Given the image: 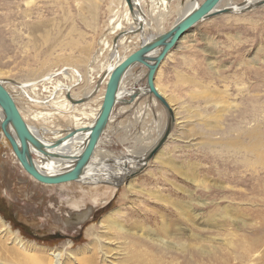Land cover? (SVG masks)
Wrapping results in <instances>:
<instances>
[{"label":"rangeland","instance_id":"1","mask_svg":"<svg viewBox=\"0 0 264 264\" xmlns=\"http://www.w3.org/2000/svg\"><path fill=\"white\" fill-rule=\"evenodd\" d=\"M149 1L145 0L148 11L153 9ZM171 3L179 4L165 16L161 24L165 30L182 12V0ZM123 11V0H0V79L24 112L57 113L38 115L36 121L29 120L31 125L49 131L73 127L72 109L60 114L51 105L61 93L52 86L60 82L80 94L97 83L99 77L92 80V76L102 74L111 62L109 51L99 54L101 43L119 34L109 33V21ZM45 36H53V41L45 42ZM69 40L72 48H62L60 42ZM135 40L128 41L131 47L126 56L138 48ZM73 46L87 60L80 68L72 67L91 68L90 84L74 85L72 71L62 69L66 65H37L48 52L77 54ZM51 72L53 85H46L48 91L33 93L22 87V96L21 88H13L18 86L13 82L24 83ZM241 80L264 88V6L200 22L160 64L155 86L175 118L166 142L143 161V167L138 165V156L152 147L167 121L163 108L151 98L152 108L141 109L135 119L128 116L127 124L119 125L109 137L110 143L103 142L96 150L98 161L93 162L106 164L111 174L137 165L123 174L122 183L113 184L112 177L108 181L98 174L95 183L43 185L23 171L7 139L0 138V218L25 241L46 249L69 244L79 250L90 242L86 232L92 228L108 239L104 243L112 255L105 263L97 255L96 264H264V171L258 166L240 168L239 151L230 146L233 137L207 131L228 125L225 109L228 102L234 103ZM144 83L142 77L143 87H139L144 88ZM98 97L99 92L93 98L98 102L84 103L85 108L92 104L89 108L96 109ZM23 101L38 102V106ZM107 154L112 159L104 160ZM164 158L172 161L174 169L163 163ZM82 214L86 217L79 226ZM106 217L117 222L109 231L102 226Z\"/></svg>","mask_w":264,"mask_h":264},{"label":"bare ground","instance_id":"2","mask_svg":"<svg viewBox=\"0 0 264 264\" xmlns=\"http://www.w3.org/2000/svg\"><path fill=\"white\" fill-rule=\"evenodd\" d=\"M171 1L172 0H150L149 2H150L151 7H153V9L151 8L152 10L148 11V9L146 10V8H145L146 7L145 0H132L133 10L131 13L129 11L125 1L123 0L124 11L122 12V15L119 16L118 19L116 18L117 15H114L109 21V24H110L109 33L113 34V35L114 34L117 35L119 33L118 34L119 37H118V35L116 36V37H118V39L110 41V42L104 41L101 43L102 47L100 48L99 54L102 55L106 50L109 51L111 62L108 61L106 63V65L103 69L104 71L102 72V74L97 73L95 75V77L92 76V78H91L92 80L94 78L97 79L99 77V80L97 79L98 80L97 83L93 82V85L91 87H89L86 90L84 89L83 91H80L81 92L80 94L75 93L72 89V86H65L64 84H61L60 82H58V84L54 83V86H52V89L57 90L58 93H60V92L61 93L57 97V100L58 99L59 100L53 101L51 103V105H55L53 108L56 109V111L59 110L60 114H61L62 110L64 111L66 108L72 109V111L74 112V113L72 112V114L70 116L72 121L74 122L72 128H68V129H65L63 131L59 130V129L49 131L47 129H41V128H37V126L31 125L29 120L33 119V121H36L38 119L37 118L38 115H40V118L44 117V116L51 117L52 115H57V113L56 112H53V113L50 112V113H46V114H44V113L41 114L40 112L39 113L35 112V114L33 116V114L29 112L30 109H28V107H27L28 111L24 112L25 110L24 109L21 110V108L17 105V98L15 97V95H13V92L10 91L9 88L6 87L7 85H4L5 82L0 79V82L2 83V85L6 88L8 93L13 98L15 105L17 106L18 112L21 115L25 124L27 125L29 131L39 140L40 143H42V145L44 147H46L44 149L45 153H42L41 151H39L38 149H36L35 147H33L31 144L28 143V149H29V153L31 156L32 163H33L34 167L40 173H42L44 175L55 176V175H58V173H64V172L71 170L73 168L75 161H76V157H78L80 155V153L84 150V148L87 144V141H88V137H89V131L82 130V129H85V128L88 129L89 127L92 126V124L94 123V120L98 114L100 105H101V103H100L97 113H95V112L93 113V112L86 111L87 109L85 108L84 103L93 102V98L96 96L97 92H99L98 100L100 99L102 102L105 86H106V83L109 79L110 73L125 57H127L125 55V53H127V51L129 50L128 48L131 47L128 44V41L131 40V43H132V38L129 39L128 37H131L130 35H134L136 33H139V34L144 33L145 30L146 31L149 30V32L145 36V38L144 37L142 38L144 40V42H146V41L160 35L161 33L168 31L176 22H178L181 18H183L187 14L188 11H190L192 8H194L198 4L202 3L203 0H182L183 3H181V5H180V8L182 7V9H181L182 12L180 14L178 13L179 15H177L176 20L173 22V24L167 30H165L164 28H162V25H161L165 16L168 15L170 12H172L171 8L173 6H175V8H178L177 4H179V3H176V5H175V4L171 3ZM258 1H261V0H246L242 4H236V3L233 4L234 3L233 0H223L220 4H218L215 7V9L213 11H215L216 9L228 8V9H230V11L228 13L236 14V13L242 12L243 10H246V9L250 10L251 8H255V7L257 8L258 6L256 3ZM262 6H264V5H262ZM262 6H260V7H262ZM157 7L159 9L158 10L159 12L155 11V8H157ZM225 14H227V13H225ZM208 19H210V18H208ZM205 20H207V19H204L203 21H205ZM157 21H159V22H157ZM122 23H126L125 24V25H127L126 28L124 26H122ZM129 28H132V29H129ZM47 36H45L46 37L45 42H52L53 36L50 39ZM41 37L43 38L44 36H41ZM60 43H63L62 45L64 47L62 45H60V46H62V48L66 47V49L68 48V50H70V47H71L70 40L69 41H61ZM60 43H58V44H60ZM51 47H52V45H51ZM73 49H77V47L73 46ZM78 49H77V54H79L81 52V53H83L82 55H77V54L72 55V53L65 54V52L59 53L60 51L58 52L57 55H54L55 53L53 54V53L48 52L44 55V58L41 59L42 61L40 60V62L37 65H39L41 67L46 66L47 68L51 64L66 65L67 67L64 66V68H62V69L72 71L71 73H72V79H74V83H75L74 85H80L81 86L83 83H89L90 84L89 77H90L91 68L86 69V70L84 69V71L79 69L80 67H82L85 64V62H86L85 59L87 58V56L84 57V52H82V50L80 52H78L79 51ZM172 51H170V52H172ZM158 52L159 51H157L156 54ZM169 53H167L164 60L167 58ZM156 54H155V52L153 53V55H156ZM51 58H52V60H51ZM25 64L27 65L26 62H25ZM35 65H36V63H35ZM73 65L79 66V68L78 67L73 68L72 67ZM145 71L146 70L144 69L143 73ZM63 73H65V72H63ZM69 73H70V71H69ZM32 74L34 75L35 72H32ZM53 76H54V72H51V74H47L46 76H43V75H41L39 77H33L32 76L33 78L28 79L24 83L13 82L12 85H14V84L18 85L17 87H15V86L13 87L15 89L21 88L19 90L21 92V95L24 92V91H22V90H24V89H22V87H27L29 89V90L28 89L27 90L30 92H33V93H35L34 91H37L38 89L41 91H46L48 89V87L46 85L50 84V87H51V85H53V83L50 80V79H52L51 77H53ZM143 89H145V83H144ZM120 90L122 91V88H119L118 95H121ZM65 91H66V94H65ZM158 92H159V90H158ZM143 93H144V91H143ZM22 96H24V95H22ZM27 97H28V95H27ZM235 97H236V99H234V103L228 102L229 103V105L227 103L228 108L225 109V112L229 114L228 115L229 116L228 117V120H229L228 125L224 129H221V130H218V128H216L215 130H212V131L207 130V131L211 132L210 134H222L223 136H232L233 137V139L231 140L230 146L233 149H235V148L238 149V151H239V155H240L239 163L241 164L240 168L246 169V170H252L253 166H258L259 168H261L264 171V88H262V86L258 85L257 82L253 83V82L248 81V83L246 84L243 80H241V82H239L237 84V90L235 92ZM30 100H32V99H30ZM152 100L154 101V103L156 102L157 104H159L153 98H152ZM23 103H24V105L28 104V101H23ZM29 104H32L34 106H38V102H32L31 101ZM170 108H171V106H170ZM171 110H172L173 121H175L173 109L171 108ZM163 111L165 112V119H168L167 111L164 108H163ZM42 115H44V116H42ZM3 117H4V115H3L2 109L0 108V123L3 120ZM30 117H32V118H30ZM109 120H110V118H109ZM166 122H165V125H163V127H162L163 128L162 133L160 134L161 131H158V133H159V135L157 134L159 136L158 139L155 142L153 141L154 144L152 145V147H150V149L147 152H149L153 148L155 143L162 136V134L166 128V125H167ZM7 131L10 132L12 135L14 134L11 126L7 127ZM58 131H60V132H58ZM208 132L206 134H208ZM71 133H73V134H71ZM69 135H71V136L69 137ZM2 137H4V135L1 131L0 138H2ZM100 138H99V141H100ZM61 139L63 142L58 147H54L53 144L55 142H57L58 140H61ZM15 140H16L17 144H19L17 139H15ZM99 141L93 150V153L91 155L87 169L81 175L79 180L74 181V182H81L84 184L85 183H95L102 176H104L103 179H106L108 181L112 177L114 179L113 184H115V182L122 183L121 181H122V178L124 177V175L129 170H131V169L134 170L137 168V165L135 164V167L133 165V167H130L126 172L124 171L125 174L123 172H120L117 174H115L116 172H114L113 174H111L112 172H109V170H110L109 166H107L106 164H103V163H101L99 165L97 162L98 160L96 158H94L96 155L98 156V154H99V153H96V151H95V150H97L96 148L98 147V144L100 143ZM148 144H150V143H148ZM145 148H146V146H145ZM11 151L13 153L12 148H11ZM146 153L144 155L138 156L140 158L138 160V165L141 167H143L146 164V163H144L145 162L144 160H146V157H147ZM13 155H14V153H13ZM110 156L111 155H109V154H107V156L104 155V157L106 158L104 160L112 159ZM14 157H15V155H14ZM94 159H96L97 161L95 160L93 162ZM16 160H17V158H16ZM91 160L93 163V165H92L93 167H90ZM116 160H119V159H116ZM17 162L19 163L18 160H17ZM116 162L121 164V161H116ZM124 162H127V161H124ZM163 163L165 165H168L172 169H174V165H173L171 160H165V158H164ZM19 165L21 166L20 163H19ZM141 167L138 169L140 170ZM21 168L23 169L22 166H21ZM112 170H113V168H112ZM23 171L25 172L24 169H23ZM134 172H136V171H134ZM133 173L130 176H133ZM98 174L101 175L100 178H98L99 177ZM28 176H30V175H28ZM34 181H36V180H34ZM82 215H84V216L78 218V220H77V223H78L77 225H79V226L84 223V220L86 217L85 214H82ZM64 223L68 224L69 227L71 226L70 224H72V223L69 224V220H66ZM115 224H117V222L113 221L109 217H106L102 223V226L104 227V229L106 231H109L113 226H115ZM72 230H74V229H72ZM86 234H87V236L91 237L90 242L86 246L81 247L79 250L78 249H75L76 251L72 250L71 246L69 244H66V246L63 247L62 249H46V248H42V247L37 246L35 243L25 241L19 235V233L17 231H13L9 227V225L4 223L2 221V219L0 218V264H96L97 263L96 262L97 255H100V257H99L100 262H102V263L109 262V258L112 255H108V254H110L111 250L108 249L107 243H104L105 240H108V239H106V238L104 239V237L102 235H98L97 233H94L92 228H89L87 230ZM106 245H107V247L105 248ZM86 253H91V254L89 256H87Z\"/></svg>","mask_w":264,"mask_h":264},{"label":"water","instance_id":"3","mask_svg":"<svg viewBox=\"0 0 264 264\" xmlns=\"http://www.w3.org/2000/svg\"><path fill=\"white\" fill-rule=\"evenodd\" d=\"M124 1L129 11L132 13V0ZM222 1L223 0H203L202 3L188 11L187 14L178 22H176L168 31L161 33L160 35L146 42H141L135 51L125 57L112 70L106 83L103 99L94 123L88 129H82L89 131L87 144L80 155L76 157L73 168L64 173H58V175L49 176L40 173L34 167L29 153L28 143L42 153H45L44 149L46 147H44L42 143H40L39 140L29 131L27 125L18 112L13 98L0 82V108L2 109L4 115L3 120L0 123V130L9 142L15 157L25 172L34 180L44 185H59L78 181L81 175L87 169L93 150L97 145L99 138L103 134L113 108L119 99L118 90L120 88L122 79L124 78L127 71L133 67H142L146 70L143 76V80L145 81V89L143 90L144 94L151 96L168 113L167 125L162 136L155 143L153 148L147 152L146 161L152 158L166 142L171 132V124L173 123L172 110L166 99L157 91L155 87L157 70L167 53L174 50L181 39H183L185 34L193 29L199 22H202L204 19L228 13L230 11L228 8L216 9L213 11L215 7ZM256 4L258 7H260L264 5V0L258 1ZM118 37H116L114 40L118 39ZM157 51L159 52L156 54ZM154 52L156 55H153ZM135 98L136 96L130 95L128 102L134 101ZM8 126L12 127L14 132L13 135L7 131ZM70 136L71 135H69V137ZM15 139H17L19 144H17ZM62 142V139L58 140L53 144V146L58 147ZM136 173L137 172H134L133 175Z\"/></svg>","mask_w":264,"mask_h":264},{"label":"crops","instance_id":"4","mask_svg":"<svg viewBox=\"0 0 264 264\" xmlns=\"http://www.w3.org/2000/svg\"><path fill=\"white\" fill-rule=\"evenodd\" d=\"M129 29H132V28H129ZM140 35H139L140 39L134 38L136 35H133V36L130 35L131 37H128V38L129 39L132 38L133 40L136 39L134 42L141 43L144 41L143 39H141V37L147 35L146 30L144 33H140ZM142 77H143V72L141 70H139V67H138V69H137V67H133L127 71L124 78L122 79V82L120 85V88H122V91L120 90L121 95H119V99H118L117 103L115 104L113 111L111 113L110 120L107 123V126H106V128H105V130H104V132L100 138V141H99L100 143L98 144V147H97L98 151L100 150L101 146L103 147V142L110 143L109 137H113V135L115 134L119 125H122L125 123L127 124L128 116L131 117L129 120H132V118L135 119L136 118L135 115L139 114L141 112V109H149L150 107L152 108L154 106V105H152L153 102L151 101L152 97L144 94L143 93L144 89L139 87V86H142V84H141ZM157 91H158V88H157ZM130 95H134L137 97L135 98L134 101L128 102ZM96 102H98V101L96 100L92 104L95 105ZM100 103H101V101H100ZM100 103H99V105H100ZM92 104H90L89 106L90 107L93 106ZM99 105L96 106L97 107L96 109H91V108H89V106H87L86 111L97 113ZM121 132H122V130H121ZM92 165H93V163L91 160L90 167H93Z\"/></svg>","mask_w":264,"mask_h":264},{"label":"flooded vegetation","instance_id":"5","mask_svg":"<svg viewBox=\"0 0 264 264\" xmlns=\"http://www.w3.org/2000/svg\"><path fill=\"white\" fill-rule=\"evenodd\" d=\"M10 222H12V221H10ZM18 227V229H21V230H23L21 227H23V226H17Z\"/></svg>","mask_w":264,"mask_h":264}]
</instances>
